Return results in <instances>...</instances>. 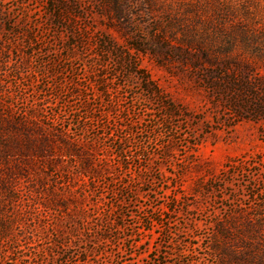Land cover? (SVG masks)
I'll return each mask as SVG.
<instances>
[{"label": "rangeland", "instance_id": "1", "mask_svg": "<svg viewBox=\"0 0 264 264\" xmlns=\"http://www.w3.org/2000/svg\"><path fill=\"white\" fill-rule=\"evenodd\" d=\"M115 4L0 0L1 105L90 139L112 167L84 201L87 226L14 213L0 264H213L216 222L237 211L264 216V63L211 67L172 51L142 0H118V12ZM229 54L252 60L240 43ZM99 198L106 222L93 216Z\"/></svg>", "mask_w": 264, "mask_h": 264}, {"label": "trees", "instance_id": "2", "mask_svg": "<svg viewBox=\"0 0 264 264\" xmlns=\"http://www.w3.org/2000/svg\"><path fill=\"white\" fill-rule=\"evenodd\" d=\"M115 2L118 12L120 5L118 0ZM142 2L150 12L159 13L162 22L158 29L162 39L176 53H194L211 67L224 68L227 63L240 67L264 63V52H261L264 43L257 45L253 31L259 24L264 26L259 22L264 21V0H177L176 9L166 1L163 4L154 0ZM196 26H201L200 32ZM208 30H211L209 35ZM209 36L218 38L211 41L221 42L207 43ZM239 43L252 50V60L242 56L237 61L229 54ZM85 123L83 120L81 125ZM92 144L90 139L70 135L66 127L57 129L54 119L38 117L32 110L15 115L0 103V242L8 233L6 221L16 217L14 213L18 212L23 215L27 211L30 215L32 211H43L72 222L77 217L79 223L87 226L91 209L84 201L98 180L110 178L112 168L108 156L93 155L96 150ZM115 154L123 160V149ZM63 162L73 164V170H64ZM45 166L51 173L44 178L40 170ZM48 176L52 183H47ZM22 190L30 195L25 207L19 203L16 206ZM98 200L100 204H94L95 215H92L106 222L104 211L99 212L103 200ZM213 226L214 244L209 252L213 264H264V216L261 213L256 210L233 212ZM49 228L57 229L53 225ZM56 237L58 241L63 240V235L56 233ZM59 245L63 246V242Z\"/></svg>", "mask_w": 264, "mask_h": 264}]
</instances>
